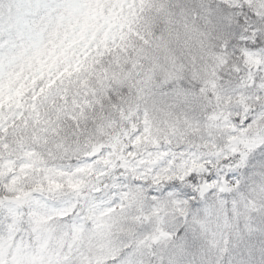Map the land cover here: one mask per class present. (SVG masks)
I'll use <instances>...</instances> for the list:
<instances>
[{"label":"snow or ice","instance_id":"1","mask_svg":"<svg viewBox=\"0 0 264 264\" xmlns=\"http://www.w3.org/2000/svg\"><path fill=\"white\" fill-rule=\"evenodd\" d=\"M0 264H264V0H0Z\"/></svg>","mask_w":264,"mask_h":264}]
</instances>
